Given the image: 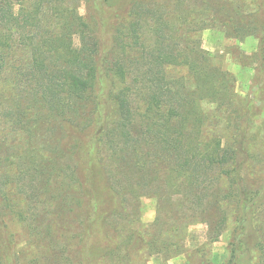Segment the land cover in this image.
<instances>
[{
    "label": "trees",
    "instance_id": "trees-1",
    "mask_svg": "<svg viewBox=\"0 0 264 264\" xmlns=\"http://www.w3.org/2000/svg\"><path fill=\"white\" fill-rule=\"evenodd\" d=\"M77 1L0 0V264H16L6 215L24 218L21 193L27 181L33 190L45 191L48 198L41 200L68 184L74 207L85 209L86 245L101 235L96 216L106 224L143 195L159 199L158 222L179 203V211L187 213L182 202L189 196L196 218L216 204L214 217L233 214L234 240L241 242L260 197L242 173L254 154L249 132L264 91V0L245 6L239 0H176L173 9L153 0H128L111 47L80 14ZM86 1L101 15L117 7L116 0ZM228 2L236 4L234 10L226 8ZM214 27L233 38L258 40V89L247 100L243 125L232 123L231 116L223 122L235 126L229 141L203 137L214 126L206 124L201 101H216L230 76L220 80L208 51L179 48L173 39L184 30L194 41ZM174 65L186 66L208 96L185 95V102H175L179 94L170 83L187 87L181 79L167 80L165 68ZM114 167L130 174L127 187L111 180ZM168 187L181 196L174 205L167 202ZM214 231H224L221 219ZM231 260H237L235 250Z\"/></svg>",
    "mask_w": 264,
    "mask_h": 264
},
{
    "label": "rangeland",
    "instance_id": "rangeland-1",
    "mask_svg": "<svg viewBox=\"0 0 264 264\" xmlns=\"http://www.w3.org/2000/svg\"><path fill=\"white\" fill-rule=\"evenodd\" d=\"M116 1L117 7L113 12L102 15L96 10V6L86 0L76 2L78 11L98 31L106 47H111L114 43L120 16L127 11L124 3L128 0ZM175 1L153 0L158 6L164 5L168 9L175 7ZM239 1L244 6L250 2ZM155 3L151 4L152 8H157ZM235 5L228 2L226 8L234 10ZM175 33L178 37L173 39L179 44V48H193L196 53L208 51L210 62L220 80L230 76L228 89L216 96V101L211 102L205 98L201 101V106L207 116L206 124L214 126L203 137L210 139L213 135L224 137L225 141L232 140L235 126H226L223 122L231 116L234 120L232 123L244 124L245 119L240 118L246 112L248 98L253 97L255 89H258L256 83L260 79L256 71L258 57L255 55L258 51V40L253 36L243 40L233 38L227 35L223 27L205 29L197 35L198 42L189 41L184 30ZM74 45H81L78 35L74 36ZM262 65L264 67V62ZM165 75L167 80L181 79L187 87L185 89L179 87L182 86L180 83H170L174 86L175 95L179 94V97H175V102H185V95L190 96L188 100L194 96H208L207 91L197 85L193 73L186 66H168L165 68ZM257 97L254 125L249 132V142L254 154L245 165L242 175L246 185L260 192V197L251 208L254 209L251 214L253 217L246 222V231L241 242L234 240L233 228L236 221L233 214L230 216L231 212L226 213L230 216L228 218L223 215L214 217L213 212L217 213L216 204L210 206V213L196 218L192 216L193 210L189 208L192 204L189 196L182 202L184 209H188V214L179 211V203V206L173 207L171 216L163 215L158 222L159 199L143 195L130 200L124 215L115 214L106 224L103 217L96 216L95 231L101 235H93L89 245H86L83 240L88 224L84 217L85 209L74 207L68 184L61 191L50 190L55 195L53 198L41 200V197L48 198L45 191H38L37 186L33 190L27 181L24 192L21 193H25L26 199L22 201L24 218L19 220L14 215H6V222L14 236L12 250L16 264H264V91H260ZM67 162L71 165L72 160ZM112 169L111 180L115 186L127 187L130 174L115 167ZM2 175L0 173V181L4 180ZM221 184V181L217 183L216 190ZM159 185L169 186L164 182ZM165 190L169 195L167 202L174 205L181 197L178 190L173 187ZM217 207L225 208L218 204ZM228 210L231 209L227 208L226 211ZM218 219L224 225L221 234L214 231ZM234 250L237 253L235 262L231 260Z\"/></svg>",
    "mask_w": 264,
    "mask_h": 264
}]
</instances>
